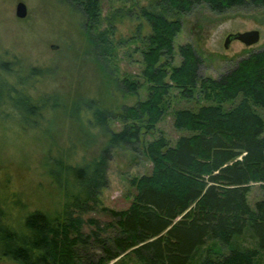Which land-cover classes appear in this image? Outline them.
I'll return each instance as SVG.
<instances>
[{
    "label": "trees",
    "instance_id": "obj_1",
    "mask_svg": "<svg viewBox=\"0 0 264 264\" xmlns=\"http://www.w3.org/2000/svg\"><path fill=\"white\" fill-rule=\"evenodd\" d=\"M72 2L85 18L82 35L88 56L98 73L105 72L100 75L108 103L93 93L63 103L62 108L71 118L82 117L91 138L97 139V132L105 129L106 141L88 161L54 160L49 175L63 199L53 214L33 210L19 219L18 201L9 199L0 186V259L18 264H107L124 254L138 264H264V194L254 208L247 201L252 184L264 185V120L253 108L264 107V48L241 58L216 79L199 77L201 60L191 44L178 46L181 61L172 64L173 43L182 24L165 15L169 10L188 13L196 5L222 14L262 7L264 0H153V7L162 11L142 12L150 27L140 50L143 83L126 78L121 81L123 90L105 66L101 69L98 58L110 54L108 30L99 29L101 0ZM17 72L0 62V109L14 108L21 116ZM140 85L146 87V98L127 105V95L135 94ZM171 90L184 99L201 97L215 104L174 110V128L190 132L174 145L163 134L144 141L166 114ZM238 95L242 99L234 107H222ZM58 99L49 95V111L60 106ZM41 108L32 103L27 123ZM112 119L121 122V130H109ZM138 141L152 166L149 173L130 179L135 191L130 205L118 211L103 208L111 218L103 227L86 220L84 215L99 206L111 150L134 149ZM76 153L72 147L68 155ZM85 224L94 229H84ZM108 228L113 230L110 235Z\"/></svg>",
    "mask_w": 264,
    "mask_h": 264
},
{
    "label": "rangeland",
    "instance_id": "obj_2",
    "mask_svg": "<svg viewBox=\"0 0 264 264\" xmlns=\"http://www.w3.org/2000/svg\"><path fill=\"white\" fill-rule=\"evenodd\" d=\"M18 2H23L27 8L24 18L15 15ZM152 3L153 0H101L99 29L108 30L110 54L105 59L103 56L98 58L101 69L105 66V70L120 83L121 90V81L126 78L143 83L140 50L150 27L142 12L149 9L162 11L160 6L154 8ZM165 15L170 19H180L182 24L174 39L172 64L179 65L181 61L178 46L191 44L201 60L199 77L216 79L234 68L241 58L264 48V6H246L216 14L205 5H196L188 13L175 14L169 10ZM85 24V18L72 0H0V62H8L18 70L20 94L16 103L22 114L18 116L14 108L3 106L0 109V186L5 188L9 199L18 201L19 219L33 210L53 214L61 208L63 197L60 188L49 175L55 159L62 157L73 164L82 158L88 161L105 144V129L97 132V139L95 136L91 138L82 117L71 118L62 108L63 103L71 104L78 97L93 93L108 103V97L102 95L106 93L101 76L105 72L101 71L100 75L92 62L93 57L88 56L82 35ZM249 30L259 31L257 43L245 46L231 40L227 48L224 46L228 34ZM49 95L60 99V106L54 111H49ZM146 96V87L140 85L135 94L127 95L124 102L134 105ZM241 99L242 96L238 95L222 103V107L230 109ZM167 102L166 114L152 134L143 136L144 141L163 134L170 145H174L178 138L190 134L189 131L174 128V110H197L201 105L215 104L201 97L184 99L178 90H171ZM32 103H39L43 108L39 110V115L36 113L37 116L31 118V123H27L32 116ZM253 108L264 120V107L253 105ZM108 128L119 131L122 124L112 119L108 121ZM140 146L138 141L134 149L124 146L111 150L105 173L106 185L98 197L99 206L96 211L84 215L86 220L94 219L103 227L111 220L110 215L102 211L103 208L118 211L130 205L135 195L130 179L149 173L152 166ZM72 147H76L77 153L71 157L68 154ZM263 194L264 185L255 183L250 186L247 201L251 208ZM18 227L21 230L22 227ZM85 228L94 229L87 224ZM112 231L108 228L106 234L110 235ZM94 251L100 254L99 248ZM0 264L18 263L1 258ZM107 264L138 263L132 257L121 254Z\"/></svg>",
    "mask_w": 264,
    "mask_h": 264
},
{
    "label": "water",
    "instance_id": "obj_3",
    "mask_svg": "<svg viewBox=\"0 0 264 264\" xmlns=\"http://www.w3.org/2000/svg\"><path fill=\"white\" fill-rule=\"evenodd\" d=\"M27 14V8L23 2H18L15 6V15L18 18H24ZM260 34L258 30H249L244 32L230 33L226 36L224 46L227 48L231 40H237L245 46H251L259 41Z\"/></svg>",
    "mask_w": 264,
    "mask_h": 264
}]
</instances>
